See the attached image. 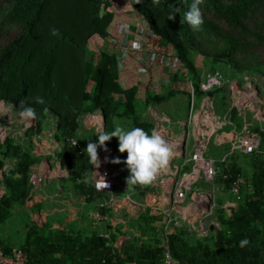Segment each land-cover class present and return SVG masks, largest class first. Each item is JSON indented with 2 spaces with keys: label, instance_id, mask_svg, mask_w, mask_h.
<instances>
[{
  "label": "trees",
  "instance_id": "obj_1",
  "mask_svg": "<svg viewBox=\"0 0 264 264\" xmlns=\"http://www.w3.org/2000/svg\"><path fill=\"white\" fill-rule=\"evenodd\" d=\"M192 2L130 0L134 10L146 20L153 42L164 52L174 50L178 63L186 67L182 74H173L169 94H176L187 79H193L196 84L201 79L204 71L197 70L190 50H198L212 61L207 73L221 70L236 77L252 71L264 76L263 60L247 53L253 39H262L261 31L257 30L264 20L261 15L264 0H202L199 7L204 23L199 30L184 20ZM99 3L100 0H0V101L13 105L17 111L25 106L34 109L37 124L26 132L30 141L40 134L50 114L57 120L56 139L65 142L76 137L84 150L90 140H96V133L78 136L79 119L98 109L107 120L105 131L113 130V116L131 119V127L154 130L152 121L141 118L139 108L159 103L167 96L147 89L146 101L141 102L140 83L119 87L115 76L117 57L108 53L97 56L90 48L96 36L110 37ZM169 13L175 14L174 19H167ZM253 21L255 27L251 26ZM210 94L218 100L225 99L221 90ZM107 144L122 162L126 159L127 152L118 150L117 137ZM0 153L16 159L6 175L7 193L0 200V222H3L14 207L25 206L30 167L36 159L14 138L0 147ZM58 156L69 166L70 179L79 195L87 196L90 201L102 197L88 182H78L90 173L92 166L84 151L78 154L76 149L65 146ZM242 173L241 165L233 162L230 177L224 179L221 174L218 183L229 188L230 182ZM242 185L237 205L222 204L216 209L220 225L214 231L198 235L179 230L171 235L170 246L175 257L187 264H264V163L253 162V172ZM137 190L145 194L150 188L140 185ZM155 219L149 212L134 219L136 228L145 234L147 231V236L155 240L142 242L133 234L121 251L115 245L114 233L86 235L78 229H55L51 224L39 227L33 222H26L28 231L20 247L29 252L30 264H123L125 261L160 264L163 253ZM245 237L249 244L240 247L239 241Z\"/></svg>",
  "mask_w": 264,
  "mask_h": 264
},
{
  "label": "built area",
  "instance_id": "obj_2",
  "mask_svg": "<svg viewBox=\"0 0 264 264\" xmlns=\"http://www.w3.org/2000/svg\"><path fill=\"white\" fill-rule=\"evenodd\" d=\"M217 90H221L225 96V107L221 112L214 108L215 97L210 94ZM188 92L186 118H173L160 109L151 111L154 130L167 142L173 156L167 166L161 169L149 184L150 192L146 203L132 197L126 183L129 170L123 162L111 163L112 151L107 141H105L106 151L99 146L97 148L99 164L93 165L91 161L89 179L79 180L89 182L98 195L106 197L105 201L98 204L92 200L95 209L92 210L91 217L98 225L106 220L103 210L113 203L116 204L120 199H125L134 208L132 211L140 208L150 209V214L156 216L155 226L160 230L161 235L160 246L164 254L160 264H187L173 255L170 246L171 235L179 230L205 235L209 231L204 226L206 219H210L209 225L218 227L216 198L218 191L225 188V184L218 183V176L222 174L224 179L230 177L228 158L236 152L251 155L261 151V138L250 129L252 120H260L264 125V104L250 74H242L236 78L226 75L221 70L203 72L197 84L193 80L190 82ZM11 111L18 113L19 117L14 119L10 114ZM234 111L244 120L239 130L231 121ZM101 113H91L88 119L90 120L92 115L100 116L102 124H98L97 127L98 130L105 131ZM36 124L35 117H21L20 111H17L13 105L0 101V147L6 145L10 138H17L12 135L17 126L22 128V136H25L26 132ZM227 126L229 130H225ZM57 128L56 126L51 138L40 136L36 138L38 143L36 148H42L39 153L42 158L30 167L27 203L33 202V199L45 200L48 195L42 193V186L69 175V166L60 161L57 152L65 146L76 149L78 154L83 152V145L76 137H69L60 144L55 137ZM214 136L219 146L229 144V151L223 153L219 159L210 155L208 150L210 140ZM33 153L35 154L34 151ZM105 157L108 159L106 160ZM119 165L125 168L124 179L121 177L122 172L114 168ZM222 166L226 168V173L222 172ZM7 172L8 165L0 163V200L7 193ZM241 182L239 177L234 178L228 188L237 200L241 199ZM59 189L60 196L66 193L63 189ZM117 190L123 191L124 196L116 194ZM30 216L32 222L40 226H43L48 218L45 210L33 211ZM128 221L129 219L125 223L127 224ZM115 245L120 251L122 250L121 244ZM0 264H30L29 252L20 246L6 247L0 243ZM123 264L137 263L125 261Z\"/></svg>",
  "mask_w": 264,
  "mask_h": 264
},
{
  "label": "rangeland",
  "instance_id": "obj_3",
  "mask_svg": "<svg viewBox=\"0 0 264 264\" xmlns=\"http://www.w3.org/2000/svg\"><path fill=\"white\" fill-rule=\"evenodd\" d=\"M99 5L103 13L102 21L104 24H106L110 37L108 39H101L100 37L96 36L90 43L91 50L94 53L98 54L97 56H99V54L101 53H108L114 54L117 57L118 73H116L115 76L117 78L119 87H128L130 85L140 83L141 92L139 94V97L141 99V102L144 103L146 101L147 89L152 90L153 93L165 94L167 96L166 99L159 103L152 102L150 104H146L147 106L145 108H139V111L141 112V118L144 120L153 121L154 119L151 116L152 109H160L162 111H165L176 119L186 118L188 116L189 104L188 90L190 82L193 79H187V82H185L184 85H181L182 88L179 86L176 94H169L174 82L173 74H182V72H185L186 70L185 65L178 63L174 50L172 51V49H169V52H164V50L161 49L159 45L153 42L151 30L146 20L141 14L134 10V8L130 4V0H100ZM261 15L264 18V13H262ZM251 26L255 27L254 21L251 23ZM259 26L260 29H258L257 31H261L262 39H253L251 45L247 49V53L250 57H257L259 60H263L264 62V20H262ZM209 48L211 49L212 47L209 46ZM190 53V58L197 66L198 71L206 72L207 70H210L212 68V61L208 57L201 54L198 50H190ZM246 73L250 74V76L254 78L255 85L257 86V89L260 90L259 92L261 96L264 98L263 73L252 71ZM246 73L241 74L245 75ZM236 78H239V76H236ZM213 105L215 106L214 102ZM216 109H218L220 112L222 111L218 106L216 107ZM97 112H102L100 115H102L104 118L103 123L105 129V126L107 124L106 117L103 111L101 109H98L94 112H88L84 114L79 119V127L77 129L78 136L81 137L92 132H95L97 134L96 131H98V124L93 125L88 119V115ZM10 114L14 117V119L19 117V114L15 111H11ZM94 118L95 120H97V117ZM98 120L102 122L101 119ZM111 125L113 130L117 125L131 127L132 121L131 119H127L126 117L113 116L111 118ZM56 126L58 127L57 120L54 116L48 114L46 117L45 125L43 124L42 131L40 132V134L34 135L32 138L36 139L39 136L51 138L53 137ZM255 127L258 126L254 125L253 129ZM253 129L252 131L255 132ZM57 131L58 128L56 132ZM263 132L264 130L260 131L262 138H264ZM12 135H15L17 137L16 139H18V141L25 147L29 145L28 141L31 139V137H29L27 134L25 136H22V128L20 126L14 128ZM57 141L60 144L62 142L58 139ZM262 148L263 149L261 150L264 152V144L262 145ZM208 150L213 156L218 159L222 156L223 153L225 154L229 151V149L218 145L216 136L211 138ZM114 157L119 156L114 154L113 156H111V159ZM251 157L252 156H240L239 154H233L228 158L227 161V164L229 166L234 161L241 165L243 175H241L240 177L243 178V184L246 176L252 174L253 172V162H255V164L264 163V157L262 156ZM9 161V169L7 173H9L14 166V161L12 159H10ZM114 168L119 169L122 172L121 177L122 179H124L125 168L122 165ZM62 184L67 187L66 183ZM129 187L131 189V186ZM225 191L227 192L228 189L225 188ZM135 196L137 197L136 199H143V195L140 192L136 193ZM221 196V191H218L216 198V203L218 204L217 208L224 201ZM105 200L106 197H96L94 199L97 204ZM103 213L107 215L108 218H115V211L111 206L107 209H104ZM30 214L31 211H29L26 206L14 207L10 215L3 222H0V242L3 241L4 243L9 245L21 246L28 231L26 222L32 223ZM124 214L125 211L120 212V215ZM78 223H80L78 225L82 228H77L76 226L75 227L77 229L80 228L79 230L84 229L81 231L86 235H92L94 233L110 235L111 233H114L115 235H117V237L115 238V242L119 239L120 231L119 229L113 228L110 220H104L102 221V223H100L99 226H96L93 224L92 219L88 220L86 216L83 217L82 215V221H78ZM132 234L133 232L130 235L132 236ZM135 235L140 237L142 242L148 243L151 242V240H155L154 238H149L147 236V231L145 234L142 229H139V231H137Z\"/></svg>",
  "mask_w": 264,
  "mask_h": 264
},
{
  "label": "crops",
  "instance_id": "obj_4",
  "mask_svg": "<svg viewBox=\"0 0 264 264\" xmlns=\"http://www.w3.org/2000/svg\"><path fill=\"white\" fill-rule=\"evenodd\" d=\"M262 101L264 104V98L263 97H262ZM213 102L215 103L214 108H216L218 106L219 109L223 110V108L225 107L224 100H218L217 98H213ZM231 121L236 124V127L238 130L241 129L242 124L244 123V120L242 119V117L239 116L235 111L233 112V117H232ZM252 121H253V124L251 126L250 131L261 138V148L260 149H263L262 145L264 144V138H262L260 131L264 130V125L261 123L260 120H252ZM152 123L154 124V121H152ZM254 125H257L258 127H255L253 129ZM154 127H155V124H154ZM252 129L255 132H253ZM225 130H229V127L228 126L225 127ZM263 134H264V132H263ZM14 141L18 144H21L18 141V139H16V138H14ZM36 141H37V139H35V138H32V141L29 140L28 141L29 145H27V147H25L23 144H21L23 146V148L27 149V151H29V153L32 155V157L34 159H36V162H34V163L39 162V160L42 158V156L39 155L42 148L41 149L39 147L36 148V145H38V143H36ZM41 142H43V141H41ZM221 147H225L228 149L229 144H227L225 146L222 145ZM33 151L35 152L37 157L33 153ZM58 154H59V152H57V156H58ZM234 154H239L240 156H242V155H245V156L253 155V154L246 155V154L240 153V152H236ZM254 154H256V153H254ZM260 154L262 156H264V152L262 150L260 151ZM113 155H114V153L112 154V156ZM210 155H212V154L210 153ZM10 159H12L14 162L16 161L15 158L14 159L9 158L5 154L0 153V163H2V164L6 163V166L7 165L9 166V162H10L9 160ZM6 160H7V162H6ZM234 162H236V161H234ZM91 165H92V163H91ZM229 168H230V166H229ZM224 170H226V168H224L222 166V172L223 173H225ZM90 172H91V170H90ZM89 176H90V173L86 177H84V179H89ZM240 176H241V174L235 178L239 177L243 182V178H241ZM61 182L66 183L67 187H65ZM78 182H80V181L78 180ZM222 184H224V183H222ZM138 186H140V185H136L134 187L131 185V189L129 187V190L131 191L130 193L135 200L140 201L142 203H146L148 201L147 200L148 194H149L148 192H150V190L144 194V193H141L140 190H137ZM241 186H242V183H241ZM59 188L63 189V191H65L66 193L64 195L60 196V189ZM149 188H150V186H149ZM225 188L228 189L226 187V185H225ZM225 188L220 190L222 193L221 197L224 200L222 203L223 206L231 207V206L237 205V201H239V200L236 199V197L229 191V189L226 192ZM41 191H42V193L48 195V197L45 200L41 201V200L33 199V202H30V203L25 202V206L31 212H33V211L38 212L40 210H45L46 213L48 214V218H47V222L44 225L51 224L52 227L55 229H68L69 228L72 230H76L78 227H81L78 225V224H80V223H78V221H82V215H83V217L86 216L88 218V220L92 219L91 212H92V210L95 209V205L85 195H79L76 192V190L74 188V183L71 182V179H70V171H69L68 176H65V177L58 179V180L55 179L53 182L43 185L41 188ZM240 191H241V188H240ZM138 192H140L143 195L142 196L143 199H136L137 197L135 195ZM116 194H119L120 196H124V192L121 190H117ZM102 197H105V196H102ZM111 207H113V209L115 211V213H114L115 218H111V217L108 218L106 215V220L111 221V224H112L114 229H120L121 230L119 232V234H120L119 239L115 242V244H121V246L123 247V244L132 237L130 234L132 232H133V234H136V232L139 231V228H136L134 226V219H137L141 213H144V212L150 213V209L149 208H145V209L140 208V209H136L135 211H132V209H134V208L125 199H120V201L117 202L116 204L113 203ZM130 208H131V210H130ZM122 211H125L124 215H120V212H122ZM134 212H138V213L135 214ZM130 214H132V217H130ZM216 216H217V214H216ZM128 219H129V221L126 224L125 221ZM216 219L220 225V221L218 219V216ZM153 223L155 225V221ZM93 224L96 226L100 225V224L98 225L94 220H93ZM38 226L43 227L40 225H38ZM218 227H214L213 230H211L208 227L209 231L206 234L210 233L211 231H214ZM81 230H84V229H81ZM81 230H79V231H81ZM1 244L6 246L2 242H1ZM162 253H163V249H162Z\"/></svg>",
  "mask_w": 264,
  "mask_h": 264
},
{
  "label": "clouds",
  "instance_id": "obj_5",
  "mask_svg": "<svg viewBox=\"0 0 264 264\" xmlns=\"http://www.w3.org/2000/svg\"><path fill=\"white\" fill-rule=\"evenodd\" d=\"M202 0H193L189 9L184 13L185 22L193 29L199 30L204 23V18L199 5ZM175 14L169 13L167 19H174ZM55 34V30H53ZM21 117H35V111L30 106H25L20 110ZM95 141H89L83 150L93 165H98V146L107 150L105 141L112 137L118 138L119 152H127V157L123 161L129 170V176L126 177V183L131 185H149L155 179L157 173L167 166L173 152L164 138L156 131H146L141 127H126L117 125L112 131L98 130L95 135ZM107 160L108 158L105 157ZM121 160L119 157L111 159V163L118 164ZM105 182V181H104ZM106 186V182H105ZM249 244L245 237L239 241L240 247Z\"/></svg>",
  "mask_w": 264,
  "mask_h": 264
},
{
  "label": "bare ground",
  "instance_id": "obj_6",
  "mask_svg": "<svg viewBox=\"0 0 264 264\" xmlns=\"http://www.w3.org/2000/svg\"><path fill=\"white\" fill-rule=\"evenodd\" d=\"M94 117H97V120H95V118ZM98 119H101L102 120V118L100 117V116H95V115H92V117H91V119H90V121H91V123L92 124H102V122L101 121H99Z\"/></svg>",
  "mask_w": 264,
  "mask_h": 264
},
{
  "label": "water",
  "instance_id": "obj_7",
  "mask_svg": "<svg viewBox=\"0 0 264 264\" xmlns=\"http://www.w3.org/2000/svg\"><path fill=\"white\" fill-rule=\"evenodd\" d=\"M210 224V219H206L205 221H204V226H205V228H210L211 230H213L214 229V226L213 225H209Z\"/></svg>",
  "mask_w": 264,
  "mask_h": 264
}]
</instances>
